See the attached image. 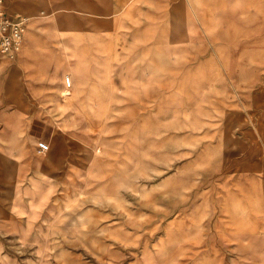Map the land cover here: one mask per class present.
Listing matches in <instances>:
<instances>
[{
	"label": "rangeland",
	"instance_id": "374dc122",
	"mask_svg": "<svg viewBox=\"0 0 264 264\" xmlns=\"http://www.w3.org/2000/svg\"><path fill=\"white\" fill-rule=\"evenodd\" d=\"M12 7L87 84L70 99L3 55L0 87L59 136L16 206L0 173V264H264V0L87 9L113 32L83 37L76 10Z\"/></svg>",
	"mask_w": 264,
	"mask_h": 264
},
{
	"label": "crops",
	"instance_id": "0c3cea01",
	"mask_svg": "<svg viewBox=\"0 0 264 264\" xmlns=\"http://www.w3.org/2000/svg\"><path fill=\"white\" fill-rule=\"evenodd\" d=\"M12 1L21 10H33L39 7L43 9L42 6L57 10H76L69 19L72 21L71 23H75L79 27L81 32L80 36H82L87 33L107 35L113 32V27L111 28L107 23L105 24V21L100 17H95L93 19L85 17L83 15L84 10L104 8L115 11L123 10L130 6L134 0H5V6L10 13H19L28 17V29L31 19L26 12H17L14 10ZM64 19V17L60 18V24H63ZM54 22L57 27L55 20ZM46 23L44 19H40L29 28L28 34L26 29L23 46L18 54L14 56L15 64L10 65V63H6V59L3 55H0V64L3 63L7 66L10 65L19 68L22 71L21 77L23 76L25 79L28 73L33 71L39 72V80L43 79V74H47L46 79L51 83L57 80L59 73H61L60 81L61 84H63V94L70 99H75L76 95L78 97L79 86L82 87V85L87 84L83 79L85 77L84 75L82 77L81 74H78L77 77L70 80L69 75L65 71L66 68L61 58V52L58 51L56 47H52L49 44L52 38L57 37V33L54 34L52 38H49L40 30ZM54 40L56 42V39ZM41 49H44V51H40ZM80 57L82 58L83 56ZM84 61L81 60L80 65L82 64L83 66ZM77 62L78 60L73 61L74 64ZM83 69L85 72L86 66H84ZM88 71L90 72L89 67ZM66 78L68 79V84L65 83ZM1 84H4V86L0 87V173L9 175L8 183H4V186L8 189L7 192L11 193L12 202L16 206L15 200H17L18 203L21 197V177L23 171L29 166V168L36 169L38 177H41L43 173L38 170L40 168H45L47 170L50 166L48 159L40 161L38 159L32 160L26 156V153H33L35 155L36 150L39 151L41 149L48 150L49 153L52 152L54 138L59 135L55 133V130L52 129L43 118L35 115L27 116L29 111H25L21 104L15 103L16 100L20 99V92L15 91L16 88L19 89L20 87H16L15 82L8 81L7 77H5ZM10 89H14V91L12 92ZM25 120L28 122L25 123V128H23L22 123L25 122ZM22 131L24 132L23 135ZM19 186L20 191L18 192L17 187ZM9 227L16 229L17 225ZM30 232L33 231L30 230Z\"/></svg>",
	"mask_w": 264,
	"mask_h": 264
},
{
	"label": "built area",
	"instance_id": "2783aa9c",
	"mask_svg": "<svg viewBox=\"0 0 264 264\" xmlns=\"http://www.w3.org/2000/svg\"><path fill=\"white\" fill-rule=\"evenodd\" d=\"M25 15L10 13L0 0V54L14 57L22 48L27 29Z\"/></svg>",
	"mask_w": 264,
	"mask_h": 264
}]
</instances>
